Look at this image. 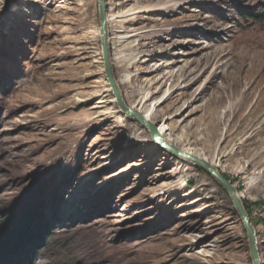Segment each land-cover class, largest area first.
Listing matches in <instances>:
<instances>
[{"label":"rangeland","instance_id":"obj_1","mask_svg":"<svg viewBox=\"0 0 264 264\" xmlns=\"http://www.w3.org/2000/svg\"><path fill=\"white\" fill-rule=\"evenodd\" d=\"M105 4L122 99L218 165L264 264V0ZM99 23L97 0H0V225L38 235L30 264H252L227 191L118 108Z\"/></svg>","mask_w":264,"mask_h":264},{"label":"water","instance_id":"obj_2","mask_svg":"<svg viewBox=\"0 0 264 264\" xmlns=\"http://www.w3.org/2000/svg\"><path fill=\"white\" fill-rule=\"evenodd\" d=\"M97 1H98V10H99V22H100L99 35L101 39V50H102V57L104 64V73L107 82L109 84V87L114 95L118 108L125 116L132 118L140 125L145 127L148 130L152 140L154 141L157 147L163 150H168L171 154L181 157L184 160L188 161L189 163L195 165L199 169L203 170L207 175H209L213 180H215L222 188H224L227 191L233 203V206L237 214L239 215L242 224L247 232V240L249 245L250 256L252 259V264H259L254 229L248 219L247 213L243 207L242 201L239 199V196L237 194L236 189L233 186V183L227 180L220 172L213 169L207 162L192 155L185 154L169 146L168 144L164 143L159 138L157 129L152 123L145 121L139 114L130 110L124 105L121 94L119 92V88L117 87L115 80L113 78L112 69H111L108 37H107V8H106L105 0H97Z\"/></svg>","mask_w":264,"mask_h":264},{"label":"trees","instance_id":"obj_3","mask_svg":"<svg viewBox=\"0 0 264 264\" xmlns=\"http://www.w3.org/2000/svg\"><path fill=\"white\" fill-rule=\"evenodd\" d=\"M28 230L20 235L19 231L13 229L11 223L0 225V264H30L35 258L34 250L28 252L25 243H31L33 239V243L37 245L41 240L32 229Z\"/></svg>","mask_w":264,"mask_h":264},{"label":"bare ground","instance_id":"obj_4","mask_svg":"<svg viewBox=\"0 0 264 264\" xmlns=\"http://www.w3.org/2000/svg\"><path fill=\"white\" fill-rule=\"evenodd\" d=\"M111 21V19H110V16H108V20H107V22H110ZM134 51V50H133ZM132 68H135V64H133L132 65V67H131V69ZM136 79H130V81L129 82H127V86L131 89V93H130V98L131 99H134L135 98V91H134V88H135V86H134V84H136ZM116 83V85H119V82H115ZM123 100V103H124V105L127 107V108H129L130 110H132V111H134V112H136L137 114H139L145 121H148V122H150V123H152L153 122V119H152V117H151V115H149L148 114V111L145 109L146 108V104H147V101H145V102H142V101H140L139 103H135V102H133V103H128V102H126L125 101V99H122ZM157 133H158V136H159V138L164 142V143H166V144H168L169 146H171V147H173V148H175V149H177V150H179V151H181V152H183V153H185V154H188V155H192V156H194V157H197V158H199V159H201V160H203V161H205V162H207L213 169H215L216 171L218 170L217 168H218V165L216 164V163H214V162H212V161H209V160H207L205 157H203L202 155H200V154H198V153H196V152H194V151H192V150H190V149H185V148H183L182 146H181V142L183 143L184 142V140H182V141H180V140H172V141H169V140H166V139H164V136H163V133L161 132V130L160 129H158L157 130ZM158 149H159V151H163V152H165V153H168V154H171L168 150H163V149H161V148H159V147H157ZM177 158L178 159H180V160H183L184 161V159L183 158H181V157H178L177 156ZM238 194V193H237ZM239 196V199L242 201V197L240 196V195H238ZM248 216V215H247ZM248 219H249V217H248Z\"/></svg>","mask_w":264,"mask_h":264}]
</instances>
